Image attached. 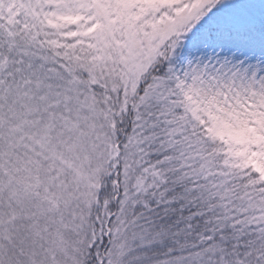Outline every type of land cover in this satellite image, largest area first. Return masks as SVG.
<instances>
[{
    "label": "snow or ice",
    "instance_id": "1",
    "mask_svg": "<svg viewBox=\"0 0 264 264\" xmlns=\"http://www.w3.org/2000/svg\"><path fill=\"white\" fill-rule=\"evenodd\" d=\"M0 264H264V0H0Z\"/></svg>",
    "mask_w": 264,
    "mask_h": 264
}]
</instances>
